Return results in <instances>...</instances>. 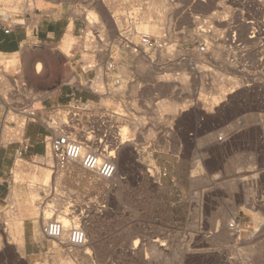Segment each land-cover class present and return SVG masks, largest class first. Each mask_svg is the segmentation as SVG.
<instances>
[{
	"label": "rangeland",
	"instance_id": "rangeland-1",
	"mask_svg": "<svg viewBox=\"0 0 264 264\" xmlns=\"http://www.w3.org/2000/svg\"><path fill=\"white\" fill-rule=\"evenodd\" d=\"M48 1L0 0V14L15 19L47 11L54 8ZM67 1L84 21L67 49L61 41L42 42L39 51L37 43H25L18 53L0 54V62L9 66L22 58L35 106L65 116L73 102L53 105L58 89L90 87L81 71L94 69L91 87L103 90L86 108L122 115L115 116L125 140L118 175L98 178L77 163L58 169L42 153L17 157L0 198V264H87L44 231L52 218L69 229L78 215L89 264H264V0H105L107 10L102 0ZM89 12L99 15L97 23L86 19ZM150 22L157 31L140 29ZM125 28L135 40L150 34L167 48L150 59L135 56L132 67L123 66L122 84L105 85L98 78L107 76L106 49L114 46L115 59L131 54L120 44ZM37 58L45 67L38 64L36 78L30 63ZM170 102L177 111L159 109ZM31 124L48 133L39 122ZM19 158L29 172L15 182ZM43 163L53 174L46 197L32 202L38 213L23 220L20 232L13 230L7 220L25 213L20 203L28 200V174ZM164 168L168 173L161 176ZM12 189L19 201L11 199Z\"/></svg>",
	"mask_w": 264,
	"mask_h": 264
},
{
	"label": "built area",
	"instance_id": "built-area-1",
	"mask_svg": "<svg viewBox=\"0 0 264 264\" xmlns=\"http://www.w3.org/2000/svg\"><path fill=\"white\" fill-rule=\"evenodd\" d=\"M0 18L4 22L3 30L7 34L11 32L13 26H28L25 15L14 19L12 16L3 17L0 14ZM122 32L125 35L121 32L118 33L121 37L120 44L135 56L143 54L150 57L151 52L167 48L165 40L159 41L150 34L140 33L135 40L134 33L130 29L125 28ZM41 44L42 42L35 44V51H39V48L42 47ZM198 49L201 52L207 50L205 44L199 45ZM39 63L42 64L41 70H44V59H33L30 63L31 72L36 78L41 74L37 72L36 67ZM7 65L0 62V147L17 146V157H23L32 147L31 139L27 133L28 126L31 123L39 122L48 132L43 138L44 154L42 153V155L52 158L58 169H64L71 163H77L98 178L116 179L118 156L122 144L120 143V122L115 116L122 115L116 112L114 115L94 113L91 109L86 108V103L90 100L79 98L72 101L73 104L70 106L72 109L67 112L66 116L59 112L54 113L55 110L53 113L48 112L47 108L43 106L36 107L37 98L33 96L35 90L25 75L26 67L22 58H19L15 66L8 67ZM104 69L107 76L103 75V81L105 85H110L107 83L108 73L116 70V63L106 60ZM95 77V75L87 77L86 82L90 84L88 88L83 85L76 86L99 95L94 85L91 87ZM123 79L121 75H118L113 79V84H122ZM104 94L107 95L109 92L106 91ZM42 110L48 113H44ZM83 111H86L87 118L85 127L82 124L85 115L82 114ZM160 173L161 176H166L168 171L164 168ZM85 211H81L80 214ZM80 219V215L74 218V223L67 232L61 221L52 219L44 225V231L49 237L60 243L70 246L84 245L87 234ZM231 226L232 229H237L235 223Z\"/></svg>",
	"mask_w": 264,
	"mask_h": 264
},
{
	"label": "crops",
	"instance_id": "crops-1",
	"mask_svg": "<svg viewBox=\"0 0 264 264\" xmlns=\"http://www.w3.org/2000/svg\"><path fill=\"white\" fill-rule=\"evenodd\" d=\"M47 3L50 4L48 5V7H54V8H50L47 11H42L41 9L37 8L34 10L33 13L32 12L25 13L24 15L27 18L28 26L27 27L13 26L11 32L8 34L4 32L3 30L4 22L0 18V54L17 53L22 49L25 43L34 44L38 42L61 41L60 45L62 46L61 47L62 50L67 49L69 47V39L70 37H72L71 34L78 33L81 30L84 21L80 17L73 16L72 13L73 4L67 0H63V1L51 0L48 1ZM106 56L107 58L105 59V61L106 60L114 61L116 63V70L110 71L108 73L109 75L107 78V83L110 85L113 84V79L118 75H121L122 77L127 76L126 71L123 69L124 65L127 67L128 66L132 67L135 62V55H132L128 52L126 57L124 56L122 58L115 59L114 46L106 49ZM41 71L39 73H41ZM94 72H95L94 69L90 71L82 70L81 74L85 79H87V77L93 75ZM101 79L102 78L100 77L98 78V80ZM102 81L103 79L101 80V82ZM160 81H164V80L159 79L158 82ZM96 90H98V92H101L97 88ZM94 96L95 94H93L87 89H79L75 84H69V86L67 87L63 86L60 89H58L57 93L53 98V105L71 103L75 98L89 100L90 98H94ZM27 133L32 142V147L29 150V153L35 155L43 153V146L40 145L39 140L40 138L43 137V135H45L44 134L45 130L42 129L41 127L36 129L35 125L30 124L28 126ZM16 148L17 146H13V145L8 147H0V198L4 197L7 193V189H8L7 178L8 175L11 173L17 159ZM20 162H23V158H19V163H17V167L14 171L15 182H18L19 180L23 179L25 176V172L29 170V169H21ZM43 165L44 163L42 165H37V167L42 168ZM42 170L43 171H41L40 169L39 172L35 174L34 173L28 174L29 176L33 174L32 176L34 177L32 176L29 177L30 183L28 189L29 190L28 200L26 202L20 203L21 206L26 207L25 213L22 214L21 212V214L18 215L19 218H22V224H23V220H25L26 217L38 213V210H36L31 203L36 200H43V198L46 197L44 191L45 189L39 188L41 179L43 178L45 172L44 169ZM38 178H40L39 179L40 181L38 180ZM36 180H38V182ZM42 192L44 193V195H41ZM10 196L11 199L13 196L15 197V200L13 201H19L18 193L15 189L11 191ZM40 203H42L43 205L45 202L43 201ZM69 215H70L69 213H65V216H69Z\"/></svg>",
	"mask_w": 264,
	"mask_h": 264
},
{
	"label": "bare ground",
	"instance_id": "bare-ground-1",
	"mask_svg": "<svg viewBox=\"0 0 264 264\" xmlns=\"http://www.w3.org/2000/svg\"><path fill=\"white\" fill-rule=\"evenodd\" d=\"M111 0H109V2H110ZM7 2V1H6ZM112 3V2H111ZM102 9H105V10H107L106 9V7H108L109 6V3L107 2V1H105V0H102ZM160 10H162V9H160ZM155 12V11H154ZM113 17V16H112ZM87 18L88 19H90L91 20V23H97V19H99V15L96 13V12H89L88 14H87ZM143 18H145V16L143 17ZM146 19V18H145ZM117 23V22H116ZM152 22H150L149 24H147V23H141L140 24V29L141 30H144V31H149V32H155V31H157L158 30V28L154 25V24H151ZM135 29H136V27H135ZM218 35V34H217ZM164 50V49H163ZM158 51V50H157ZM154 52V51H153ZM152 53V52H151ZM217 53V52H216ZM146 56V55H145ZM148 58H151V57H148ZM19 60V59H18ZM16 63H17V60L15 61V60H12V64H9V66L8 67H10V66H15L16 65ZM39 65H41V64H39ZM200 66H202V65H200ZM37 71L38 72H40V67L39 66H37ZM220 77V76H219ZM162 79V78H161ZM102 80V79H101ZM163 80L165 81V79L163 78ZM217 80V79H216ZM103 82V81H102ZM234 83V82H233ZM97 84H98V82H97ZM220 87V86H219ZM224 88V87H223ZM103 90V89H102ZM101 90V91H102ZM223 92V90L221 89V88H219L218 89V94H221ZM217 101V100H216ZM215 101V102H216ZM159 104V103H158ZM177 104L176 103H174V102H170V103H164V104H161L160 106H159V109L160 110H169V111H171V112H175V111H177ZM200 106V105H199ZM204 106L206 107V105L204 104ZM201 107V106H200ZM206 109H208L207 107H206ZM63 123V122H62ZM121 135V134H120ZM121 139H122V136H121ZM125 142V140L124 139H122V141L120 142L122 145H123V143ZM42 169H44V176H43V178L41 179V183H40V186H39V188L40 189H47L48 187H50V183H51V181H52V172H51V169H50V166L47 164V166H42ZM41 169V171H43ZM38 170H40V169H38ZM43 173V172H42ZM35 174V173H34ZM33 175V174H32ZM31 175V176H32ZM30 176V177H31ZM23 177V176H22ZM32 177H34V176H32ZM35 179V178H34ZM40 178H38V180H39ZM38 182V181H37ZM13 190V189H12ZM12 200H15V197L13 196L12 197ZM52 219H56V218H52ZM52 219H49V220H52ZM66 219V218H65ZM81 219H82V217H81ZM80 219V220H81ZM48 220V221H49ZM59 220V219H58ZM8 221V226L11 228V229H13L14 230V228L16 229V231H18V232H20L21 231V229H22V218H19V217H13V218H11V219H8L7 220ZM47 221V222H48ZM59 221H61V220H59ZM68 221H69V219H68ZM46 222V223H47ZM62 222V221H61ZM63 223V222H62ZM63 225H64V223H63ZM65 227V226H64ZM70 229V228H69ZM68 229V230H69ZM66 228H65V231L67 232L68 231ZM226 230H227V228H226ZM241 234V233H240ZM66 235V234H65ZM17 236V237H16ZM22 238V237H21ZM13 240H14V243H16L17 244V242L19 243L20 241V235H19V233H18V235H15L14 236V238H13ZM54 241H56V240H54ZM87 241H88V239L86 240V243H87ZM86 243L84 244V245H80V246H70V245H68V244H66L65 243V245H67V246H69V247H71V248H74L75 249V254L77 255V256H79V255H82V257H83V259L85 260V262L87 263V264H89V262H91V258H90V256H89V252H87V251H85V249H86ZM137 244H138V239L137 240H135V243L133 244L135 247L137 246ZM134 248V247H133ZM70 252V251H69ZM68 258V257H67ZM65 259H66V257H65ZM70 260V259H69ZM69 260H67L68 262L66 263V264H70V262H69ZM73 262V261H72Z\"/></svg>",
	"mask_w": 264,
	"mask_h": 264
}]
</instances>
